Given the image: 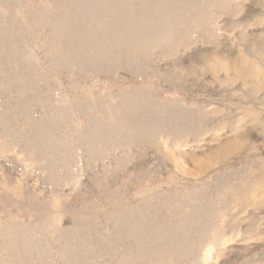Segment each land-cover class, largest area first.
Here are the masks:
<instances>
[{
    "label": "rangeland",
    "instance_id": "rangeland-1",
    "mask_svg": "<svg viewBox=\"0 0 264 264\" xmlns=\"http://www.w3.org/2000/svg\"><path fill=\"white\" fill-rule=\"evenodd\" d=\"M0 264H264V0H0Z\"/></svg>",
    "mask_w": 264,
    "mask_h": 264
}]
</instances>
